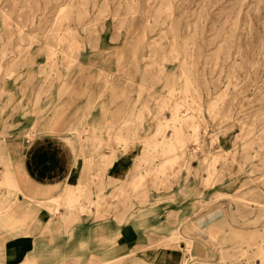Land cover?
<instances>
[{
	"label": "rangeland",
	"instance_id": "374dc122",
	"mask_svg": "<svg viewBox=\"0 0 264 264\" xmlns=\"http://www.w3.org/2000/svg\"><path fill=\"white\" fill-rule=\"evenodd\" d=\"M257 1L0 0V146L24 128L27 137L62 132L83 158L85 178L100 181L107 170V195L103 186L95 200L85 185L77 192L79 212L94 204L96 220L105 218V199L107 220L116 224L133 220L127 213L137 209L147 217L182 205L178 198L192 205L186 216L180 208L164 216L168 233L156 234L167 226L148 227V244L107 264H135L159 250L163 259L171 247L181 264H264V0ZM227 29L230 46L219 50ZM173 35L178 45L194 37L197 48L173 49ZM169 92L181 96L185 111L200 103L202 145L191 157L188 139L183 159H165L159 177L151 161L159 162L167 144L155 140L147 109ZM181 129L190 138V121ZM221 151L234 152L233 160L221 161ZM114 168L121 176L111 180ZM216 206L223 218L205 230L207 238L193 236L194 219Z\"/></svg>",
	"mask_w": 264,
	"mask_h": 264
},
{
	"label": "crops",
	"instance_id": "0c3cea01",
	"mask_svg": "<svg viewBox=\"0 0 264 264\" xmlns=\"http://www.w3.org/2000/svg\"><path fill=\"white\" fill-rule=\"evenodd\" d=\"M26 130L23 134L13 132L0 146V264H107L113 258L125 257L133 246L148 244L150 228L167 226L156 234L168 233L172 225L165 224L166 214H175L178 208L181 217L191 213L192 205L184 198L177 199L183 201L179 207L169 204L147 217L145 208L137 209L135 214L127 213L133 220L118 224L107 220V199L101 209L103 219L94 218V204L90 212H79L77 192L81 186L91 191L93 200L97 186H103L107 195V170L100 181L88 180L82 175L83 158L72 140L54 128L40 129L30 137ZM89 158L85 155L84 159ZM156 197L150 195L148 200L153 202ZM54 199L70 206L62 203L55 208ZM222 218L218 206L198 215L193 236L207 238L205 230ZM145 225L150 228L145 230ZM166 253L169 255L163 259L160 250L157 256H137L135 264H181L183 257L178 250L171 247ZM119 264L129 262L120 259Z\"/></svg>",
	"mask_w": 264,
	"mask_h": 264
},
{
	"label": "bare ground",
	"instance_id": "6f19581e",
	"mask_svg": "<svg viewBox=\"0 0 264 264\" xmlns=\"http://www.w3.org/2000/svg\"><path fill=\"white\" fill-rule=\"evenodd\" d=\"M260 1V0H258ZM257 1V2H258ZM247 6V5H246ZM172 8H167V10L169 11L168 14L170 15L172 12ZM164 9V8H163ZM161 10V9H158ZM157 11V9H156ZM234 19V18H233ZM126 21V20H125ZM130 21V20H129ZM128 23V21H127ZM222 28H226L225 26ZM220 28V29H222ZM140 30V29H139ZM123 34V33H122ZM147 34V33H146ZM203 33H200V35H202ZM225 34V35H224ZM228 34H229V29H227L226 31H224L223 35L225 36L224 38V43H222V45L218 48L219 50H226L229 46H230V41L228 39ZM152 36V35H151ZM176 36L177 35H173V42H171V47L174 48H187L190 51L194 50L195 48H197L196 46V39L194 37L192 38H184L183 44L182 45H178V42H176ZM124 37V36H123ZM126 37V36H125ZM135 37V35H134ZM141 36H139L140 38ZM143 37V36H142ZM141 39V38H140ZM137 40V39H136ZM135 40V41H136ZM158 40V39H156ZM134 41V42H135ZM142 41V40H141ZM140 41V42H141ZM153 41V40H152ZM148 42L147 44H143L142 47L145 48V46L147 45H151V42ZM155 41V40H154ZM124 46H127L128 48V43H130L129 39H124L123 41ZM137 44V42H135ZM132 44V43H131ZM135 47V46H134ZM133 47V49H134ZM167 47V46H166ZM198 48H200V46H198ZM146 49V48H145ZM145 51V50H144ZM167 51V50H166ZM165 51V52H166ZM130 52V51H129ZM146 52V51H145ZM125 53V52H123ZM138 53V52H137ZM167 54V53H166ZM122 55V54H121ZM125 55V54H123ZM170 57V56H169ZM249 57V56H248ZM126 58V57H124ZM232 58V57H231ZM119 59V58H118ZM134 59V58H133ZM121 60V59H120ZM134 61V60H133ZM135 62V61H134ZM137 62V61H136ZM170 62V61H169ZM120 63V62H119ZM141 63V62H140ZM128 64V63H127ZM130 64V63H129ZM139 64V62H138ZM120 65V64H119ZM122 65V64H121ZM255 66V65H254ZM129 68V66H128ZM179 68V66H178ZM166 69V68H165ZM138 70V69H137ZM166 71V70H165ZM174 71V70H173ZM152 72V71H151ZM150 72V73H151ZM233 72V71H232ZM137 73V71H136ZM153 73V72H152ZM215 74V73H214ZM138 75V73H137ZM252 75V74H251ZM133 76V75H132ZM175 77V76H174ZM223 78V77H222ZM137 79V78H136ZM231 79V78H230ZM173 83V82H172ZM232 83V82H231ZM221 87V86H220ZM247 92V91H246ZM252 95V94H251ZM158 96L161 98V101H157L154 104L153 110L152 109H147L149 112H152L153 116L155 117V121H154V128H153V136H155V140H162L164 143L167 144V147H163L161 148L160 153L162 155H160L159 157V162H153L151 161V166H154V172L155 175H159V177H161L163 174H165V161L168 159H170L171 161H176L178 159H183V154L184 151L186 149L187 146V142L188 139L190 140V143L192 144V149H191V157L195 156V152L198 151V149L200 148V145H202L201 143V137H200V133H199V121H198V116L201 115L200 113V103L197 104H192L191 105V110L190 112L185 111V102L182 100H178L179 98H181V96L179 94L176 93H160L158 94ZM176 97V100H174ZM203 98V97H202ZM224 99V98H223ZM251 99V98H250ZM242 104V103H241ZM203 106V105H202ZM169 108L170 109V114L167 113L166 115H164L165 113V109ZM203 108V107H202ZM207 110L208 112H213V110H211L208 106H207ZM203 112V110H202ZM151 117V116H150ZM208 118V117H207ZM209 119V118H208ZM190 121L191 125H192V132L190 133V138H184L183 134H182V129L181 126L183 125L184 122H188ZM211 122V120H210ZM242 124L241 126H244V123L248 124V122L244 119L241 120ZM170 125L172 128V130L167 131V133H165V128ZM111 126L113 127V123L111 124ZM235 126V125H234ZM143 127V126H142ZM150 131V130H149ZM207 131V130H206ZM212 131V130H211ZM211 134V133H210ZM217 133L214 132V135ZM203 135V134H202ZM220 135V134H219ZM227 135V134H226ZM210 138H212V135H209ZM215 137V136H214ZM219 137V136H218ZM256 137V139H262L260 135L254 136V138ZM253 139V138H252ZM213 140V138H212ZM220 141V139H219ZM221 142V141H220ZM210 143H212L210 141ZM229 146V145H228ZM253 147V146H252ZM170 149V151H169ZM231 149V148H230ZM238 149V148H237ZM240 149V148H239ZM169 151V152H168ZM187 154V153H186ZM215 156V155H214ZM218 156H221V161H226V159L231 158V161L234 158V152L232 154V156H228V153L225 151H221L218 153ZM242 156V155H240ZM239 158V156H238ZM166 159V160H165ZM182 162V160H181ZM252 162V161H251ZM241 163V162H240ZM190 165V164H189ZM236 165V164H235ZM249 165V164H248ZM208 170L209 171H214L215 168L213 165L208 166ZM241 170V169H240ZM239 170V171H240ZM234 171V170H233ZM264 171V170H263ZM244 172V171H243ZM225 173V172H224ZM111 175V177H113L114 179L121 176L120 175V171L118 170V168H114L112 169L111 173L109 174ZM226 176V175H225ZM113 179V180H114ZM226 181V180H225ZM216 182V180L212 181V183ZM211 183V184H212ZM235 194V193H234ZM232 195V194H231ZM236 195V194H235ZM157 196V195H156ZM256 204V203H255ZM264 206V205H263Z\"/></svg>",
	"mask_w": 264,
	"mask_h": 264
}]
</instances>
